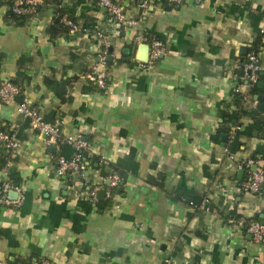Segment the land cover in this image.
<instances>
[{
	"label": "crops",
	"instance_id": "0c3cea01",
	"mask_svg": "<svg viewBox=\"0 0 264 264\" xmlns=\"http://www.w3.org/2000/svg\"><path fill=\"white\" fill-rule=\"evenodd\" d=\"M113 1L135 26L117 25L96 0H46L24 18L12 16L0 0V80L21 86L15 102L0 101V125L17 124L21 141L15 154L0 144V189L9 179L25 190L19 207L0 206V260L264 264V241L254 242L225 218L234 210L264 220V181L260 194L239 192L245 173L238 177L236 160L262 137H245L246 149L234 159L222 140L232 129L236 88L247 90L236 74L243 47L257 55L264 72V0H151L146 8L140 0ZM64 13L86 30L70 33L60 22ZM58 17L61 27H51ZM97 30L108 39L112 61L105 86L83 91L102 53ZM139 35H155L165 46L148 70L137 68L143 62ZM22 96L45 120H58L64 134L87 141V185L75 174L56 176L66 148L47 143L16 112ZM100 156L108 163L100 165ZM259 165L264 172V161ZM113 169L119 192L101 202L86 197L90 186L103 189L102 178ZM177 194L208 197L209 210L192 208Z\"/></svg>",
	"mask_w": 264,
	"mask_h": 264
},
{
	"label": "built area",
	"instance_id": "2783aa9c",
	"mask_svg": "<svg viewBox=\"0 0 264 264\" xmlns=\"http://www.w3.org/2000/svg\"><path fill=\"white\" fill-rule=\"evenodd\" d=\"M8 5L9 12L12 16H30L36 13L38 8L46 0H1ZM151 0H140L138 6L140 8H146ZM171 4H179L183 0H166ZM97 4L102 7L119 26H135L137 21L135 19L127 18L122 11L119 4L113 0H96ZM61 24L70 32L76 33L85 31L86 29L79 25L77 22L68 17L67 14H62L60 17ZM263 25L260 28V32H264V13L262 18ZM95 36L101 41L102 53L98 54V60L92 67V72L87 74V79L90 82H94L99 88H103L106 84L108 76L105 70L107 63L108 53V39L101 31H95ZM136 40L139 43L146 44L148 46V56L143 62H139L137 68L141 70H148L161 55L165 53V46L163 42L155 35H139ZM259 59L254 52H248L245 59L240 64V69L243 71L245 78L246 88H250L260 80V72L262 71L261 65L258 64ZM101 67L99 71L98 68ZM235 91H239L236 88ZM247 91V90H246ZM21 94L20 86L12 80H0V101L3 103L15 102V98ZM16 112L23 118L27 119L28 125L34 131L43 134L46 138V142L49 144L63 143L71 145L75 149V154L71 158H65L61 155L57 157L56 176L62 177L68 174H75L80 178L83 185H87V176L85 169L87 164L82 152L88 150V143L81 134H64L61 130V123L56 120L49 122L44 119L40 111L31 104L30 100L26 96H22L20 100L15 103ZM17 124H12L9 128H4L0 125V144L4 147L8 154H15L21 148V141L17 136ZM236 127H232L230 130L226 143H230L234 136ZM224 152L230 159L235 158V154L232 153L227 145H224ZM237 160V166L245 173V177L241 180L238 191L241 193H261V184L264 181V172L259 165V161L249 155L239 157ZM100 165L107 164L108 161L105 157L100 156L98 160ZM255 166L253 170L252 167ZM120 175L117 170H111L102 180L107 181V184L102 187L104 189L105 197H110L113 189L118 185L120 181ZM101 186L93 185L88 187V190L84 192L85 196L92 201H98L97 193ZM11 190L16 191L17 196L12 199L9 196ZM25 190L19 185H13L9 179L2 183L0 189V206L13 204L19 207L24 198ZM210 199L203 197L200 201L189 200L187 203L190 207L195 209L209 210ZM229 223H235L234 225L242 232L248 234L251 239L256 243L264 241V222L257 220L246 221L243 217L237 220H228ZM0 264L3 261L0 260ZM31 264H52L48 259H42L39 263Z\"/></svg>",
	"mask_w": 264,
	"mask_h": 264
},
{
	"label": "trees",
	"instance_id": "16d2710c",
	"mask_svg": "<svg viewBox=\"0 0 264 264\" xmlns=\"http://www.w3.org/2000/svg\"><path fill=\"white\" fill-rule=\"evenodd\" d=\"M15 17H28V16H15ZM61 27L59 23V17L58 20H56L53 24H51V27ZM126 58H130V53L126 55ZM127 59V60H128ZM241 59H245V56H241ZM109 62L105 65V70H108ZM92 72V71H91ZM237 76L240 78V81L242 83L245 82V78L243 75V71L241 69H238L236 71ZM264 82V75H260V80ZM258 81V82H259ZM255 83L254 86L247 89L245 92L241 91H235L234 92V109L232 110L230 114V120L232 121L231 126L236 127V130L234 131L233 139L230 143H225V145L228 146L229 150L232 153L236 152H242L246 149L244 138L252 137L255 132H257V136L262 137V141L259 142L255 148L249 153V156L252 158H255L257 160H263L264 161V122L260 121V115L264 113V86L259 87L257 83ZM19 85V84H18ZM20 86V85H19ZM21 87V86H20ZM99 87L94 83L88 81L87 85L83 87V91H89V90H95ZM257 103V105L253 106V103ZM244 119H251L252 121L250 123H244ZM244 127V129H241ZM66 148V157L65 158H71L75 154V149L67 144H64L61 146V150ZM62 153V151H61ZM83 156L86 159H92L89 157L87 151L82 152ZM94 160L91 161L93 163ZM11 181V180H10ZM13 185H16L12 182ZM120 185L118 184L113 190V193L119 192ZM177 197L180 199H184L185 201H189L192 199H187L185 197L179 196L177 194ZM109 198H105L103 203H109ZM97 202H101L100 199H98ZM241 216H238L234 210H229L225 214V218L237 220ZM246 221L248 220H257L264 222L262 218H260L258 215H255L254 217L247 219L244 218ZM235 224V223H232Z\"/></svg>",
	"mask_w": 264,
	"mask_h": 264
},
{
	"label": "water",
	"instance_id": "95a60500",
	"mask_svg": "<svg viewBox=\"0 0 264 264\" xmlns=\"http://www.w3.org/2000/svg\"><path fill=\"white\" fill-rule=\"evenodd\" d=\"M126 43H127V44H131V43H132V40H131V39H128V40L126 41ZM147 50H148V46H147L146 44L141 45V47H140V52H139V54H138V56H137V59H139L140 61H144V60L146 59V58H145V56H146L145 53L147 52ZM109 51L111 52V47L109 48ZM128 51H129L128 48H124V49H123V53H126V54H127ZM242 51H243L242 54H244V55L247 54V48H246V47H243V50H242ZM242 51H241V52H242ZM96 59L98 60V57H97ZM107 61H108V62H111V61H112L111 56H108V57H107ZM258 64H260V62H259ZM98 70L100 71V70H101V67H99ZM260 75H264V72L261 71V72H260ZM257 85H258L259 87H263V86H264V82H263V81H259V82L257 83ZM260 121L264 122V113L260 115ZM241 129H244V127H242ZM263 132H264V129H263ZM254 135H257V132H255ZM227 137H228L227 134H223V135H222V140H223V142H226V141H227ZM52 147L54 148V145H53ZM252 169L254 170V169H255V166H253ZM242 175H243V170L240 169V170L238 171V177H242ZM106 184H107V181H106ZM16 194H17V193H16V191H14V190H11V191L9 192V195H10V196H16ZM97 197H98V198H103V197H104V190H103V189H101V190L98 191V193H97Z\"/></svg>",
	"mask_w": 264,
	"mask_h": 264
}]
</instances>
